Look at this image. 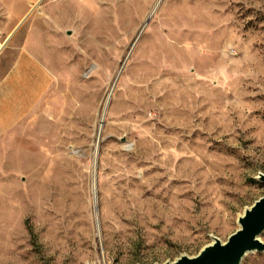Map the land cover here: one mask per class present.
Listing matches in <instances>:
<instances>
[{"label": "rangeland", "instance_id": "rangeland-1", "mask_svg": "<svg viewBox=\"0 0 264 264\" xmlns=\"http://www.w3.org/2000/svg\"><path fill=\"white\" fill-rule=\"evenodd\" d=\"M109 3L0 0V101L16 93L2 84L24 46L49 80L13 120L0 114V146L17 163L19 185L28 179L23 162L31 163L36 201L40 191L46 196L45 159L57 139L70 155L89 147L83 155L90 166L96 144L101 183L111 149L130 151L139 137L134 125L122 128L116 119L125 108L122 90L138 78L139 84L167 87L139 121L147 127L143 122L152 119L169 137L163 140L170 154L163 168L172 175L162 180L161 209L146 219H118L113 230L100 222L102 240L94 229L92 254L78 264H160L194 256L213 237L226 241L246 207L264 194V0ZM80 131L88 132V146H81L86 135ZM134 175L142 176L141 166ZM98 206L102 216L108 207ZM18 223V253L8 261L0 211V264H67L51 255L46 234L28 217ZM241 264H264V250L247 252Z\"/></svg>", "mask_w": 264, "mask_h": 264}, {"label": "bare ground", "instance_id": "bare-ground-1", "mask_svg": "<svg viewBox=\"0 0 264 264\" xmlns=\"http://www.w3.org/2000/svg\"><path fill=\"white\" fill-rule=\"evenodd\" d=\"M109 1L106 0V4L111 5ZM157 3L158 1L155 5ZM75 19L77 17L73 18ZM3 45L4 42L0 41V49ZM100 48L103 50L102 44ZM138 81H141L140 78L133 79L122 90L121 100L125 103V108L116 119L122 120L118 123L122 128L134 125L139 129V137L130 151L111 149V163L107 168V176L103 177L101 183L97 176L98 146L95 144L93 163L90 166L83 155L89 153V147L82 154L70 155L68 145L57 139L54 140V149H49L45 159L48 177L46 196L40 191L36 201L32 188V175L36 171H32L31 163L28 160L23 162L24 166L21 168H24L28 179L23 185H19L15 176L17 163L11 157L7 158L5 149L0 146V211L8 261H13V256L18 253V222L23 217H28L42 236L46 234L52 256L64 258L67 264H78L79 260L92 254L88 248L94 240V229L95 235L102 240L103 221L109 222L110 229L113 230L118 219L131 222L146 219L150 211L159 212L162 207V180L172 173L163 168V163H167L170 158V154L163 149V140L169 137L159 131L152 119L143 122L147 127H140L142 123L139 121L143 120V111L150 104L156 103V93L163 90V95L166 96L169 90L167 87H156L152 82L139 84ZM113 85L114 83L104 100L99 126L105 119V111L114 94ZM25 101L27 100L15 101L10 109L13 115L24 110ZM83 132L80 131V136ZM84 136L86 142L82 143V147H85V143L88 146V132H84ZM73 144L69 146L73 147ZM74 151L76 152V148ZM65 153L70 159L64 158ZM72 161H76V166ZM140 166L142 176L136 178L134 172ZM100 202L108 207L102 216L99 214Z\"/></svg>", "mask_w": 264, "mask_h": 264}, {"label": "water", "instance_id": "water-1", "mask_svg": "<svg viewBox=\"0 0 264 264\" xmlns=\"http://www.w3.org/2000/svg\"><path fill=\"white\" fill-rule=\"evenodd\" d=\"M259 179L264 181V173ZM238 221L239 227L226 241L213 237L212 243L203 246L196 255H181L160 264H241L247 252L264 250V242L260 240L264 231V194L246 207Z\"/></svg>", "mask_w": 264, "mask_h": 264}, {"label": "crops", "instance_id": "crops-1", "mask_svg": "<svg viewBox=\"0 0 264 264\" xmlns=\"http://www.w3.org/2000/svg\"><path fill=\"white\" fill-rule=\"evenodd\" d=\"M17 58L15 65L2 84L5 85L4 88L6 90H13L16 93L11 95L12 97L6 98L3 102L0 101V114H3L4 118L8 116L11 120H13V113L8 109L10 103L14 105L15 101L26 99L27 102L25 101V103L30 104L31 101L41 96V90L49 83L46 74L39 67V60L31 57L25 46L20 50ZM21 90L25 92L21 93ZM21 94L27 95V98H20ZM4 122L5 120H1L0 124L4 125ZM2 129L0 127V130Z\"/></svg>", "mask_w": 264, "mask_h": 264}]
</instances>
